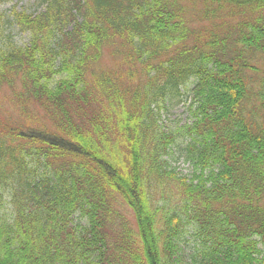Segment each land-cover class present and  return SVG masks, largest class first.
I'll use <instances>...</instances> for the list:
<instances>
[{
	"label": "trees",
	"instance_id": "obj_1",
	"mask_svg": "<svg viewBox=\"0 0 264 264\" xmlns=\"http://www.w3.org/2000/svg\"><path fill=\"white\" fill-rule=\"evenodd\" d=\"M39 6L0 11V264H264V0Z\"/></svg>",
	"mask_w": 264,
	"mask_h": 264
},
{
	"label": "rangeland",
	"instance_id": "obj_2",
	"mask_svg": "<svg viewBox=\"0 0 264 264\" xmlns=\"http://www.w3.org/2000/svg\"><path fill=\"white\" fill-rule=\"evenodd\" d=\"M39 0H10V2L6 3L3 6L5 11H9L11 7H15L16 9H26L28 13L31 11H36L39 7ZM11 40H15L18 44H26L27 34L22 33L21 31H15L13 26L10 27ZM105 57L104 63L108 65H112L111 59ZM111 62V63H110ZM53 74H57L54 72ZM59 79L58 76H55ZM55 81V80H54ZM0 92L4 93L3 89H0ZM2 94H0V118L8 117V113L13 111L12 107L7 104L6 99L2 98ZM188 120V112L186 110L184 102H180L179 104H175L172 108H170L166 113L161 114V123L164 126L170 127V129H174L177 126L184 124ZM175 170L179 173H187L188 168L187 164L182 160L174 163ZM0 207H8V199L6 195L0 196Z\"/></svg>",
	"mask_w": 264,
	"mask_h": 264
}]
</instances>
